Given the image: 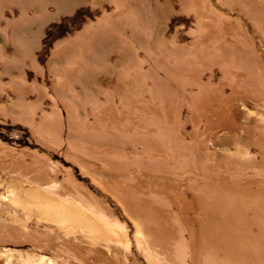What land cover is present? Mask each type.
Instances as JSON below:
<instances>
[{"label":"rangeland","instance_id":"rangeland-1","mask_svg":"<svg viewBox=\"0 0 264 264\" xmlns=\"http://www.w3.org/2000/svg\"><path fill=\"white\" fill-rule=\"evenodd\" d=\"M222 195L264 264V0H0V264H192Z\"/></svg>","mask_w":264,"mask_h":264},{"label":"bare ground","instance_id":"bare-ground-1","mask_svg":"<svg viewBox=\"0 0 264 264\" xmlns=\"http://www.w3.org/2000/svg\"><path fill=\"white\" fill-rule=\"evenodd\" d=\"M200 202L202 207L196 220L199 221L202 214L205 220H201V227L196 228L201 234V239H198L197 243L194 242V245L192 244L193 240L196 241V237L191 238L190 243L188 242L194 259L192 264H235L241 259L243 262V254L247 253L245 249L247 245L244 246L242 242L249 241V239L244 233L241 235L238 231L241 226L242 232V205L240 208L236 207L234 200L229 198L224 200L223 195L220 198L205 199L202 197ZM225 213H229V217H225L227 215ZM244 214L246 215L243 216L244 228H246L249 226L246 219L248 214L245 211ZM257 218V216L251 217L249 223L255 222ZM240 245L241 248H239ZM162 246L167 248L165 244Z\"/></svg>","mask_w":264,"mask_h":264}]
</instances>
